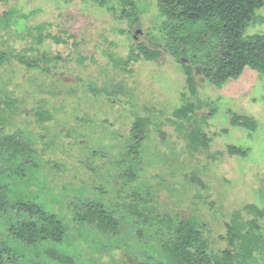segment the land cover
<instances>
[{
  "label": "rangeland",
  "instance_id": "374dc122",
  "mask_svg": "<svg viewBox=\"0 0 264 264\" xmlns=\"http://www.w3.org/2000/svg\"><path fill=\"white\" fill-rule=\"evenodd\" d=\"M162 13L157 0H0V138L35 147L13 159L0 147V245L14 249L2 264H171L164 245L182 218L219 256L234 248L228 227L246 228L244 207L264 211V72L246 66L215 82L193 64L195 91L166 42L205 40L211 23ZM246 23L243 38L264 54V4ZM208 41L186 42L185 56L215 53L219 38ZM90 202L117 224L81 223ZM39 212L56 215L64 235L20 239L17 227L40 226ZM257 221L248 264H264V213Z\"/></svg>",
  "mask_w": 264,
  "mask_h": 264
},
{
  "label": "trees",
  "instance_id": "16d2710c",
  "mask_svg": "<svg viewBox=\"0 0 264 264\" xmlns=\"http://www.w3.org/2000/svg\"><path fill=\"white\" fill-rule=\"evenodd\" d=\"M157 4L163 10L162 14L167 19L177 18L180 20L179 18H181V22L178 24L190 25L199 23V21L208 24L210 22L211 24L204 29V33L210 34V37L219 38L218 43L213 48L215 53H210L208 49L199 51L200 53L195 50L189 57L185 56L186 50L184 49V46L187 45L185 43L192 41L189 35H186L184 40L179 37L177 44L174 39H169L166 42V48L176 54V59L188 69V81L195 91L197 88L190 73V65L193 66V64L199 65L200 70L215 82L238 76L246 66L264 72V54L260 55L258 48L251 41L243 38L244 30L242 32L239 31V28H243L244 24L251 20L255 10L264 4V0H157ZM173 28L174 30L177 29V27ZM210 37L205 40L199 38L197 41L191 42L192 46L198 50L200 48H209L211 46L208 41ZM142 50L147 58H156L159 54L158 51L149 50L146 47H143ZM4 56V54L0 53V59ZM185 111L190 112V109L186 108ZM185 111L183 110L180 113L186 114ZM239 119H243L244 124L253 126L249 117H235L238 122ZM145 121L146 118H139L134 124L132 135L136 142L141 138L142 126ZM136 144L138 145L139 142ZM136 144L134 143V145L129 147L128 154L135 153L137 155ZM0 147L7 148L8 156L12 159L19 154H28L29 149L33 153V148H35L32 143L21 144L14 134L1 137ZM231 151L238 153L239 149L232 147ZM5 184L0 181V202L7 200ZM28 210L31 209L28 207ZM244 211L250 215V218L246 221V228L241 233H236L237 231L233 230L232 226L228 227L230 246H234V248L227 249L221 255L213 257L208 256V241L201 230L196 228L195 222L186 218L179 220L174 228V236L167 245H164L168 263L248 264L252 259L250 257L252 254L247 258L241 257L242 255L244 256V250L252 247L257 239L262 238L258 232L260 226L257 217L263 216L264 211L253 204L246 205ZM40 214L39 212V216L43 218L40 226L38 221L32 220L23 222L17 227L18 231L16 233L20 239L31 243L49 237L58 239L64 235V225L61 220L56 218V215L42 214L41 216ZM85 220L95 224L100 230L104 231L111 229L112 226L117 224L116 218L106 212L102 205L97 202L87 203L84 215L80 216L81 223H85ZM243 239H245L244 243H242ZM9 248L14 250L6 244L0 245V264L3 262L4 253H12Z\"/></svg>",
  "mask_w": 264,
  "mask_h": 264
}]
</instances>
